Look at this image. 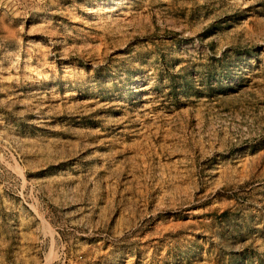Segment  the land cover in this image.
<instances>
[{"label":"rangeland","instance_id":"obj_1","mask_svg":"<svg viewBox=\"0 0 264 264\" xmlns=\"http://www.w3.org/2000/svg\"><path fill=\"white\" fill-rule=\"evenodd\" d=\"M0 264H264V0H0Z\"/></svg>","mask_w":264,"mask_h":264}]
</instances>
